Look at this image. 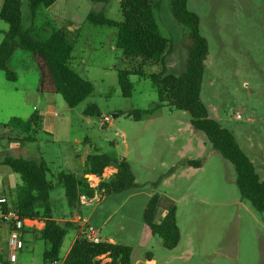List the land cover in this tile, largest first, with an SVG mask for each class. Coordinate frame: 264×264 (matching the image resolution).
Listing matches in <instances>:
<instances>
[{"label": "rangeland", "instance_id": "obj_1", "mask_svg": "<svg viewBox=\"0 0 264 264\" xmlns=\"http://www.w3.org/2000/svg\"><path fill=\"white\" fill-rule=\"evenodd\" d=\"M119 2L59 0L48 11L46 16L56 29L63 27L67 36L71 33L68 37L75 58L70 65L93 83L94 91L75 108H69L60 94L48 88H38L39 96L31 108H18L6 97L0 100V121L4 122L0 125V158L21 156L44 161L50 168L47 178L54 184L50 207L67 230L62 256L77 236L78 223L68 226L66 222L80 216L104 241L131 246L133 264H152L149 256L156 260L154 264H264V212L241 197L234 165L213 148L205 133L193 128L190 114L165 104L140 119L128 115L158 102L157 90L148 77L131 75L132 94L123 97L116 68H131L135 62L121 60L122 51L114 46L116 28L87 20L91 11L121 20ZM188 5L198 14L201 34L209 44L201 99L210 116L234 134L264 180V0H188ZM22 11L25 27H30L27 0H22ZM154 13L161 34L173 43V51L166 57L167 72L181 75L186 66L188 29L173 17L170 0H154ZM40 23L41 18L35 24ZM0 29L6 31L8 24L0 20ZM39 35L46 39L48 31L41 30ZM3 37L0 33V42ZM8 66L16 79L9 80L0 70V87L37 82L39 66L31 52L19 50ZM161 70L157 65L144 67L147 74ZM37 85L40 87V80ZM90 104L98 107L100 117L84 114ZM29 109L39 115L43 125L37 127L25 118ZM17 112L22 118L12 119ZM104 117L111 122L104 123ZM95 151L125 159L137 187L98 194L88 204L71 208L57 176L63 171L81 174L76 154ZM188 160L203 163L189 166ZM113 170L106 171L105 180ZM14 181L20 183V176L1 167L0 186L9 187ZM157 194L172 200L177 208L180 241L174 249L165 248L144 220V209ZM37 210L45 207L37 205ZM162 212L158 210L156 219L160 220ZM40 228L38 224L23 227V247L14 260L9 257V228H1L0 257L9 264H44L43 253L49 244L39 239Z\"/></svg>", "mask_w": 264, "mask_h": 264}, {"label": "trees", "instance_id": "obj_2", "mask_svg": "<svg viewBox=\"0 0 264 264\" xmlns=\"http://www.w3.org/2000/svg\"><path fill=\"white\" fill-rule=\"evenodd\" d=\"M27 1L29 16L34 20L41 8H48L57 0ZM90 1L100 3L106 0ZM119 5V21L103 12L94 11L88 14L87 20L97 26L116 28V47L122 51L121 60L135 62L131 68H116L122 96L130 97L132 94L131 75L148 77L157 90L158 102L149 109L131 111L128 115L140 119L165 104L188 112L193 128L205 133L213 148L234 165L241 197L257 211L264 212V180L256 172L255 165L242 150L234 134L210 116L209 109L201 99L209 44L201 34L198 14L189 9L188 0H170L172 15L188 29L189 41L185 71L175 75L167 72L166 57L173 51V43L160 32L154 13V0H120ZM0 20L8 24V29L0 32L4 34L0 42V70L6 73L9 80H15L16 76L9 68L8 61L16 50L21 49L31 52L39 66L40 90L48 88L60 94L69 108H75L93 93V83L70 65L74 46L64 30H55L45 41L40 39L32 28L25 27L22 0H4ZM148 65L161 66L162 70L147 74L144 67ZM84 114L100 117L95 104L87 106ZM36 119L37 115L31 117L37 126ZM202 163L197 160L186 162L195 167ZM3 166L9 167L21 178V182L11 188L13 207L20 218L43 224L38 230V237L49 244L43 253L44 264H133L131 246L109 241L95 244L87 241L82 234L63 257L61 249L67 230L53 217L50 207V192L54 188L53 182L47 178L50 168L44 161L36 162L11 155L0 158V168ZM110 168L115 170L110 179H102L98 187L92 188L86 175L102 178ZM57 179L64 185L65 198L71 208L81 206L82 197L92 199L97 193L111 195L137 187L131 166L125 159H113L97 151L87 156L81 174L63 171ZM37 205H43L45 210H37ZM159 209L163 210L160 220L156 219ZM176 210L172 200L163 199L158 194L151 197L144 209L145 223L153 235L161 238L167 249H174L180 241ZM66 223L68 226L77 224L70 221ZM148 260L152 258L149 256ZM0 264H9V261L0 257Z\"/></svg>", "mask_w": 264, "mask_h": 264}, {"label": "crops", "instance_id": "obj_3", "mask_svg": "<svg viewBox=\"0 0 264 264\" xmlns=\"http://www.w3.org/2000/svg\"><path fill=\"white\" fill-rule=\"evenodd\" d=\"M59 0H57L53 5H51L50 7H48V8H41L38 12H37V14H36V16H35V18H34V20L32 19V23L30 24V27L29 28H32V30H33V32H34V34L36 35V36H38V37H40V35H39V33H40V31L41 30H44V31H48V36L46 37V39L45 38H42V40H47L49 37H50V35L55 31V30H63V27L62 28H59V29H56V27L51 23L52 21L50 20V18H48L46 15H48L49 13H48V11H50L51 10V8L55 5V4H57V2H58ZM2 4H3V1H1L0 0V9H1V7H2ZM43 14V15H42ZM89 14V13H88ZM88 14H87V16H88ZM55 15L56 14H54L53 15V17L55 18ZM39 18H41V23H40V25L39 26H36V22L38 21V19ZM66 20V19H65ZM66 22V24H69V25H71V26H73V27H75V24H74V22L73 21H65ZM63 25H65V24H63ZM2 30L0 29V32H1ZM77 31V30H76ZM71 33H69L68 34V36L70 35ZM76 35H78L79 36V34L78 33H76ZM70 37V36H69ZM116 38H117V36H116ZM114 46H116V40H115V43H114ZM19 50H21V49H18V50H16L14 53H13V55L10 57V59H9V61L12 59V57L16 54V52H18ZM74 58H75V55H74V51H73V55H72V59H71V62H73V60H74ZM34 60H35V58H34ZM8 61V62H9ZM35 62H36V60H35ZM37 63V62H36ZM38 75H37V82L35 83V85H33V86H30V85H28V84H21V85H18V84H14L13 86H2V87H0V100H2V99H5V97L7 98V99H9V100H11V101H15V104L17 105V107L18 108H20V107H28V108H31V106H32V102L33 101H35L37 98H38V88H39V86L37 85V83L39 82V80H40V73H39V71H38V73H37ZM26 113V112H25ZM27 116L25 117V118H27V117H29L30 118V120H31V117L33 116V115H35V114H33V110L31 109H29L28 111H27V114H26ZM38 117H39V115H37ZM37 117V125L40 127V125H43L42 123V121H41V119H40V117L38 118ZM12 119H16V118H18V119H21L22 118V116H20V112H17V113H15V114H13L12 115V117H11ZM41 122V123H40ZM1 123H4L2 120L0 121V124ZM37 126V127H38ZM104 127H106V124H105V126ZM89 154H87V155H81V154H76V158H79L80 159V161H81V164H82V169H83V166H84V163H85V160H86V158H87V156H88ZM41 162V161H40ZM78 174V173H77ZM10 178H12V175H10ZM15 182V181H14ZM17 183L15 182V183H13V184H11L10 183V186L9 187H7V188H9L10 190H11V188H13L15 185H16ZM0 187H4L3 185H1ZM80 218V216H77V218H73V219H71V220H67V221H70V222H74V223H77V220ZM40 227H42V226H40ZM79 234H80V228L77 226V236L73 239V241H72V243H71V245H70V247H69V249H68V252H69V250H70V248H71V246H72V244H73V242L76 240V238L79 236ZM107 241H109V242H112V243H115V241L114 240H112V239H109V240H107ZM67 252V253H68ZM67 253L63 256V257H65L66 255H67ZM151 258H152V260H148V262L149 263H152V264H154V263H156V260L153 258V256H150Z\"/></svg>", "mask_w": 264, "mask_h": 264}, {"label": "built area", "instance_id": "obj_4", "mask_svg": "<svg viewBox=\"0 0 264 264\" xmlns=\"http://www.w3.org/2000/svg\"><path fill=\"white\" fill-rule=\"evenodd\" d=\"M57 115V113H54ZM237 118H241V115L237 113ZM110 117H104V123L111 122ZM108 171V169L106 170ZM105 171V173H106ZM115 171V170H113ZM105 173L102 178L90 174L86 175V178L91 185L92 188L98 187L100 181L105 179ZM98 193L96 194V196ZM95 198V197H94ZM93 199V198H92ZM92 199H87L82 197L81 203L83 205L88 204ZM78 226L80 228V233H82L83 237L92 243L98 244L103 242L104 240L99 234V231L91 224L88 223L86 218H79L77 220ZM40 225L36 221L21 219L18 212L13 207L11 190L7 187H0V229L4 226H8L9 228V242H10V252L9 257L11 260H14L17 254V251L23 247V238H22V229L26 225Z\"/></svg>", "mask_w": 264, "mask_h": 264}]
</instances>
